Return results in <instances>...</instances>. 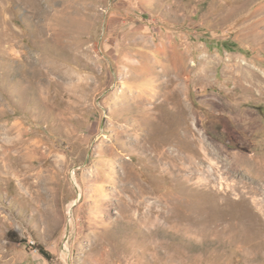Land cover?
Here are the masks:
<instances>
[{
    "label": "rangeland",
    "instance_id": "obj_1",
    "mask_svg": "<svg viewBox=\"0 0 264 264\" xmlns=\"http://www.w3.org/2000/svg\"><path fill=\"white\" fill-rule=\"evenodd\" d=\"M0 264H264V0H0Z\"/></svg>",
    "mask_w": 264,
    "mask_h": 264
},
{
    "label": "bare ground",
    "instance_id": "obj_2",
    "mask_svg": "<svg viewBox=\"0 0 264 264\" xmlns=\"http://www.w3.org/2000/svg\"><path fill=\"white\" fill-rule=\"evenodd\" d=\"M178 120H179V119H178ZM175 123H176V122H175ZM173 124H174V123H173ZM170 139H171V138H170ZM68 212L71 213V208H69Z\"/></svg>",
    "mask_w": 264,
    "mask_h": 264
}]
</instances>
